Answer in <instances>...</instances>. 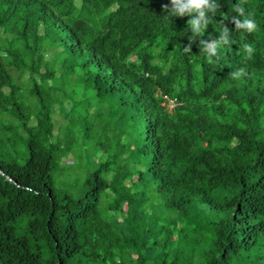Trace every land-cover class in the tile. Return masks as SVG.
Returning <instances> with one entry per match:
<instances>
[{
	"label": "trees",
	"instance_id": "16d2710c",
	"mask_svg": "<svg viewBox=\"0 0 264 264\" xmlns=\"http://www.w3.org/2000/svg\"><path fill=\"white\" fill-rule=\"evenodd\" d=\"M216 3L0 0V264H264V0Z\"/></svg>",
	"mask_w": 264,
	"mask_h": 264
},
{
	"label": "clouds",
	"instance_id": "9594fccd",
	"mask_svg": "<svg viewBox=\"0 0 264 264\" xmlns=\"http://www.w3.org/2000/svg\"><path fill=\"white\" fill-rule=\"evenodd\" d=\"M171 7L164 6V11L168 13L170 17H191L187 21V26H190L192 33L199 35L201 32L207 30L208 26L213 22L212 17L215 16L220 5L216 3V0H170ZM235 12L238 15L230 18L231 22L235 25V30H245L249 33L255 32L258 29V25L254 19V15L251 12H245V8L242 4L235 5ZM211 14V15H209ZM221 23L220 35L217 39L199 40V46H202L201 50L206 53L209 63L212 62V58H219V49L222 46L230 45L231 42V30L229 27ZM193 41L184 47L185 52H191V44ZM244 51L251 58L253 49L251 45L244 44ZM245 74V69L239 68L232 72L234 77H239Z\"/></svg>",
	"mask_w": 264,
	"mask_h": 264
},
{
	"label": "rangeland",
	"instance_id": "374dc122",
	"mask_svg": "<svg viewBox=\"0 0 264 264\" xmlns=\"http://www.w3.org/2000/svg\"><path fill=\"white\" fill-rule=\"evenodd\" d=\"M51 54H52L51 50L46 52V55H47L46 59H49L48 56H50ZM42 71L45 72V69L43 68ZM60 75H61L60 72H58L56 74L57 77H59ZM26 80H27V77H24V82H26ZM57 80H59V79H57ZM49 83H50V86H51L52 85V80ZM55 88L57 90L61 91L60 93L59 92L57 93L61 97L63 96L62 95L63 93L68 95V92L70 91L69 85L67 83L64 84L61 80L57 81V83L55 85ZM80 96H82V98L79 100V102H81V104L79 106L83 107L84 105H86L88 103V101L86 99H83L84 98L83 95H80ZM71 105H72V103L69 100L65 101V108H66L67 112H69L71 110ZM94 108L97 109V107H94ZM54 119H55V137H54L53 140L55 141V139L58 138L59 136L60 137L64 136V132H63V130H61V128L66 126L70 122V120L61 111H58L57 113H55ZM75 161L76 160H75V158H74V156L72 154H70L69 157L65 159L66 170H69V172H71V173H67V175H66L67 177H72L73 178L75 176V174L73 173V170H75V168L78 167L77 163ZM73 167H75V168H73ZM61 179H63V178H61Z\"/></svg>",
	"mask_w": 264,
	"mask_h": 264
},
{
	"label": "built area",
	"instance_id": "2783aa9c",
	"mask_svg": "<svg viewBox=\"0 0 264 264\" xmlns=\"http://www.w3.org/2000/svg\"><path fill=\"white\" fill-rule=\"evenodd\" d=\"M165 98L168 101V108H169L170 112H172L175 109V107L177 106V103L173 100H170L168 97H165Z\"/></svg>",
	"mask_w": 264,
	"mask_h": 264
}]
</instances>
